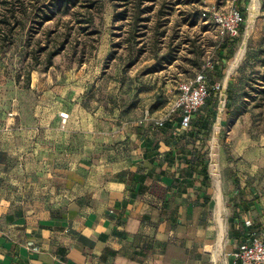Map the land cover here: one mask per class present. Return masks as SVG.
<instances>
[{"label": "rangeland", "instance_id": "1", "mask_svg": "<svg viewBox=\"0 0 264 264\" xmlns=\"http://www.w3.org/2000/svg\"><path fill=\"white\" fill-rule=\"evenodd\" d=\"M231 5L244 11L245 24L240 36L222 51L226 40L217 37L214 26L201 14L211 7ZM257 6L255 9L253 0H151L142 4L133 0H71L32 34L28 32L30 21H42L41 16L19 14L25 27L16 31L12 45L0 51V199L11 210L51 212L62 209L70 198L58 178L48 181L42 174L50 171H39L34 165L39 156L51 154L34 151L31 132L25 131L22 145V127H29L31 109L39 97L51 93L61 103L70 98L71 104H80L89 113L116 115L117 127H152L168 111L178 84L191 80L211 57L216 63L212 82L224 83L225 91L209 112L213 121L206 138L205 161L214 194L208 217L217 230L215 170L222 184L226 231L234 211L230 198L234 191L248 185L264 200V94L258 92L264 88L259 79L264 74L260 66L264 0H257ZM123 11L126 19L115 20ZM242 46L243 57L230 70ZM57 48L61 52L48 67L47 53ZM167 53L173 62L152 71ZM229 87L231 98L226 92ZM123 150V155H130V147ZM94 158H89V163ZM63 175L59 177L63 179ZM223 251L217 264H229Z\"/></svg>", "mask_w": 264, "mask_h": 264}, {"label": "crops", "instance_id": "2", "mask_svg": "<svg viewBox=\"0 0 264 264\" xmlns=\"http://www.w3.org/2000/svg\"><path fill=\"white\" fill-rule=\"evenodd\" d=\"M69 100L39 97L21 139L24 145L31 132L34 151L51 154L34 165L50 171L42 174L48 181L58 178L70 198L51 212L11 210L0 199V264H217L223 248L232 264L230 254L250 233L264 231V200L242 185L230 196L234 211L220 244L208 217L209 173L206 182L198 170L184 171V153L205 161L207 143L157 123L117 127L116 115L89 113ZM60 113L68 114L64 125ZM187 157L198 169V160ZM89 166L95 170H83Z\"/></svg>", "mask_w": 264, "mask_h": 264}, {"label": "built area", "instance_id": "3", "mask_svg": "<svg viewBox=\"0 0 264 264\" xmlns=\"http://www.w3.org/2000/svg\"><path fill=\"white\" fill-rule=\"evenodd\" d=\"M201 16L214 26L217 37L221 40L237 39L245 24V16L234 5L220 9L211 7L202 12ZM215 65L213 58L208 57L205 59L202 69L191 80L182 81L178 84V93L175 99L170 104L168 111L157 120L158 127H163L166 121L178 114L181 118L179 131H187L191 120L210 98L221 100L225 86L219 81L212 82ZM60 118L62 125H64L68 119V114L60 113ZM230 256L232 264H264V231L262 233L252 232L248 242L231 253Z\"/></svg>", "mask_w": 264, "mask_h": 264}, {"label": "trees", "instance_id": "4", "mask_svg": "<svg viewBox=\"0 0 264 264\" xmlns=\"http://www.w3.org/2000/svg\"><path fill=\"white\" fill-rule=\"evenodd\" d=\"M147 1L151 0H133L134 3H145ZM198 0H186V3H197ZM69 4H71V0H0V51H4V49L12 45L14 42V36L18 29L24 28L25 24L21 22V17L25 16L29 13L35 15V16H41L40 19L42 21H35L34 19H31L28 32L29 34L36 33L37 30H35L36 26H43L45 23L51 21L56 13L60 12L64 8H66ZM144 9V10H148ZM241 12L244 15V11L241 10ZM21 14V17L19 16ZM126 11H123L122 13H118L115 15V20H125L126 19ZM39 29V28H38ZM243 27L241 28L242 31ZM236 40V39H235ZM234 40H226L225 43L222 44L221 49L226 50L230 44H232ZM46 50V49H43ZM61 49L57 48L56 50H53L51 52L47 53V63L48 67L52 66V59L60 54ZM174 58L171 56V54H165L163 55L160 60L155 63L152 66V71L156 72L158 70H161L162 65L164 64H171L173 62ZM161 61V62H160ZM160 62V63H159ZM161 64V65H160ZM261 68L264 69V54L261 60ZM259 79L264 84V74H262ZM261 91H258L262 94H264V88L260 89ZM227 95L229 98L232 97V90L227 88ZM215 100L209 99L205 106L201 109L204 110L206 106L208 108L205 109V112L202 113L201 110L198 112V114L191 120L189 129L187 130L189 132V135L195 140H199L200 145L204 146L206 144V138L209 137L210 134V126L211 122L213 121L212 115L210 112V106H213ZM229 108L230 106H226V108ZM180 121L181 118L178 114H175L171 117L170 120L166 121L163 125V127H158L159 129H169V130H179L180 128ZM202 136V137H200ZM184 163L187 165V167L184 168L185 174L187 171L195 172L199 171L198 173L200 175L204 176V180L206 182L209 181L208 177V169H207V163L205 161L201 160L199 161V157H197L194 153L185 152L184 153ZM189 155H193L195 160H198L199 165L198 169L192 165V160L189 159ZM244 200V199H243ZM246 202V206L244 208L245 211L249 210V202L247 200H244ZM234 217L229 220L231 222V225L234 223ZM251 234V233H250Z\"/></svg>", "mask_w": 264, "mask_h": 264}, {"label": "bare ground", "instance_id": "5", "mask_svg": "<svg viewBox=\"0 0 264 264\" xmlns=\"http://www.w3.org/2000/svg\"><path fill=\"white\" fill-rule=\"evenodd\" d=\"M254 7L255 9L258 7L257 6V0H253ZM244 54V46H242L238 53L236 54L235 60L232 62L230 70L235 68L239 61L242 59ZM212 175L214 176V186H215V214L217 218V224L219 228V242L220 244L223 242V237H224V223L222 220V211H223V195H222V184L221 180L219 178V174L214 170Z\"/></svg>", "mask_w": 264, "mask_h": 264}]
</instances>
